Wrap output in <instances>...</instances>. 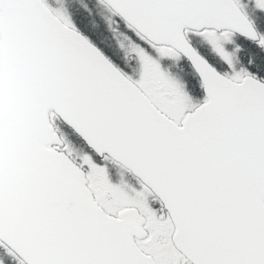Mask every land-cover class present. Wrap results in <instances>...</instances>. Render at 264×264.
I'll return each instance as SVG.
<instances>
[{
    "label": "snow or ice",
    "instance_id": "snow-or-ice-1",
    "mask_svg": "<svg viewBox=\"0 0 264 264\" xmlns=\"http://www.w3.org/2000/svg\"><path fill=\"white\" fill-rule=\"evenodd\" d=\"M103 2L135 36L138 79L47 0H0V264H264V80L228 47L264 49L248 11L264 0ZM181 55L202 103L162 70ZM112 160L153 197L132 203Z\"/></svg>",
    "mask_w": 264,
    "mask_h": 264
},
{
    "label": "rangeland",
    "instance_id": "rangeland-1",
    "mask_svg": "<svg viewBox=\"0 0 264 264\" xmlns=\"http://www.w3.org/2000/svg\"><path fill=\"white\" fill-rule=\"evenodd\" d=\"M47 2L53 8L62 9L69 16L77 30L80 29L79 31L83 33L96 46H98L110 60L120 64L121 62L119 63L117 59L120 56V53L118 49L107 38L105 34V26L101 22L100 18H98L101 17V15L107 17L113 15L114 18L112 20L114 21V24L112 25L109 22V25L106 22L109 30L111 31L107 32V34L109 36H112L114 44H117L121 51H123L122 61L124 62L125 70L128 71L126 72V74L132 76L133 79L139 78V65L134 60V57L132 55V51L135 45L134 42L128 37L132 36L133 39H135V36L130 29H122L124 28V25H122L123 23L102 1L47 0ZM245 2H247V0H245ZM248 11L255 25L258 26L259 24L264 29V12L261 13L254 11L251 7H249ZM119 29L121 30L119 31ZM122 31L125 32L123 33ZM261 33L264 32L261 31ZM200 42L205 46V50H207L210 53L209 55L211 56L212 54L209 46L203 41ZM228 47L229 49L236 48V43L233 42L232 44H229ZM159 62L161 63L162 70L168 73L174 80H176L183 86L184 91L187 92L193 104H199L200 102L204 101L201 93L198 94L202 98H200L199 96L197 97V92L191 91L194 89L193 87H195L196 84L198 86L199 82L195 75L186 66V64L182 62L181 57H178L176 59L162 58ZM180 62H182V64ZM224 66L227 67V65ZM241 67H249V61L240 59V62L237 63L236 68L237 70H239ZM133 69H135V71H133ZM227 71L230 72L231 70L227 67ZM59 127L62 130L60 124ZM62 131L65 132L64 130ZM67 136L72 142V148L74 150L73 155H76L77 153L82 152L83 149H85L83 144L77 139L74 138L75 142L71 139V134H67ZM109 180L113 184L117 185L132 203L142 205L146 203L150 198H152L144 188L140 189V187H138L140 185L135 182L132 178H130V176L123 167H120L119 165L114 164L111 161L109 162Z\"/></svg>",
    "mask_w": 264,
    "mask_h": 264
},
{
    "label": "trees",
    "instance_id": "trees-1",
    "mask_svg": "<svg viewBox=\"0 0 264 264\" xmlns=\"http://www.w3.org/2000/svg\"><path fill=\"white\" fill-rule=\"evenodd\" d=\"M86 14V13H84ZM263 17H264V14H263ZM100 18L101 22L103 23V25L105 26V29H106V36L108 39H111L112 42H114L112 36H109L107 34V32H111L108 28V25L107 23L110 25V23L113 25L114 24V21L112 20L114 17L113 15L107 17V16H103L101 15V17H98ZM119 19V18H118ZM120 20V19H119ZM121 21V20H120ZM107 22V23H106ZM110 22V23H109ZM122 22V21H121ZM123 23V22H122ZM256 26V25H255ZM259 28L261 31L264 32V29L258 24ZM257 27L258 31L261 32L259 30V28ZM123 30H128L127 28H122ZM80 30V29H79ZM121 29H119L120 31ZM123 32V31H122ZM125 32V31H124ZM123 32V33H124ZM127 33V32H126ZM236 37H239L237 35H234V41L235 43L237 44V47H240L243 49V51L240 53V59L242 60H245V61H253L254 64L253 66L250 68V70L253 72V73H257L258 74V77L263 79L264 80V49H261L259 47H257V45L254 43V42H249V41H246L244 39H241V38H236ZM119 59H123V56L122 57H118ZM119 62H122V61H119ZM247 68V67H246ZM259 69V71H258ZM60 126L62 127V130H64L68 135L71 134L72 135V140L75 142V139H77L79 142H81L84 146V148L86 149V146L84 144V142L75 135V133H73L68 127H66L62 122H59ZM75 138V139H74ZM83 149V150H85ZM87 150V149H86Z\"/></svg>",
    "mask_w": 264,
    "mask_h": 264
},
{
    "label": "flooded vegetation",
    "instance_id": "flooded-vegetation-1",
    "mask_svg": "<svg viewBox=\"0 0 264 264\" xmlns=\"http://www.w3.org/2000/svg\"><path fill=\"white\" fill-rule=\"evenodd\" d=\"M261 13H263V12H261ZM264 14V13H263ZM117 18H119L122 22H123V24L122 25H124V27L125 28H127V25H126V23H125V21H123L118 15H115ZM128 29V28H127ZM234 35H237V36H239V37H236V38H241V39H244V40H246V41H249V42H252V41H250V40H247L245 37H243V36H240V35H238V34H234ZM109 41L118 49V51H119V53H120V56L119 57H122L123 56V51H121V49L117 46V44H114V42H112V40L111 39H109ZM191 41H192V44H193V46L194 47H196V48H198V49H200L204 54H206V55H208V56H210L209 54V52L207 51V50H205V46L200 42V41H202L201 40V38H199V37H191ZM233 42L235 43V41H234V36H233ZM236 47H237V44H236ZM103 52V51H102ZM104 53V52H103ZM105 54V53H104ZM106 55V54H105ZM181 57V59H182V62H184L185 64H186V66L189 68V70L195 75V77L197 78V80H198V82H199V84H198V86H197V84H196V86L195 87H193L194 89L193 90H191V91H195V92H197V94L198 93H201L202 94V96H203V99H205V94H204V89H203V87H202V81L198 78V76L196 75V73L194 72V70L192 69V67H191V65L189 64V62L181 55L180 56ZM108 58V57H107ZM118 59V62L119 61H122L121 59H119V58H117ZM110 60V59H109ZM112 63H114L119 69H121L122 71H124L125 73L126 72H128V71H126L125 70V68H124V62L122 61L120 64H118V63H115V62H113L112 60H110ZM182 62H180L181 64H182ZM222 63V62H221ZM118 64V65H117ZM224 67V70L225 71H227V67L226 66H223ZM194 93V92H193ZM200 97V98H202L199 94L197 95V97ZM203 102V101H202ZM202 102H200V103H202ZM73 133H75L72 129H70ZM112 163H114V164H118V163H116V162H114V161H111ZM126 170V169H125ZM126 172L128 173V175L130 176V178H132L135 182H137L140 186H138L137 184V186L138 187H140V189H145L148 193H149V195H150V197H153V193H152V191L149 189V188H147L143 183H141V181H139L136 177H134L129 171H127L126 170Z\"/></svg>",
    "mask_w": 264,
    "mask_h": 264
},
{
    "label": "water",
    "instance_id": "water-1",
    "mask_svg": "<svg viewBox=\"0 0 264 264\" xmlns=\"http://www.w3.org/2000/svg\"><path fill=\"white\" fill-rule=\"evenodd\" d=\"M102 2H103V0H101ZM104 3V2H103ZM105 4V3H104ZM106 5V4H105ZM121 18V17H120ZM122 19V18H121ZM123 20V19H122ZM124 21V20H123ZM81 35H83L80 31H78ZM236 34H238V35H240V36H242L240 33H236ZM84 37H85V35H83ZM86 38V37H85ZM86 39H88V38H86ZM89 40V39H88ZM90 41V40H89ZM91 42V41H90ZM99 51H101L93 42H91ZM101 53L107 58V56L101 51ZM183 56V55H182ZM188 62H189V64L191 65V67H192V69L194 70V72L196 73V75L198 76V78L201 80V78H200V76H199V74L195 71V69H194V67L192 66V64H191V62L187 59V57H185V56H183ZM109 59V58H108ZM114 64V63H113ZM115 65V64H114ZM116 66V65H115ZM117 67V66H116ZM204 94H205V96H206V93H205V90H204ZM78 135V134H77ZM82 139V138H81ZM116 162V161H115ZM127 169V168H126ZM132 173V172H131ZM133 174V173H132ZM135 177H136V175L135 174H133ZM137 178V177H136ZM139 179V178H138ZM140 180V179H139ZM141 182H142V180H140ZM143 183V182H142ZM146 186V185H145ZM151 190V189H150ZM152 191V190H151Z\"/></svg>",
    "mask_w": 264,
    "mask_h": 264
}]
</instances>
